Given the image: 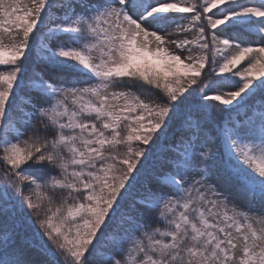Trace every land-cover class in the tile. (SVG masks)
Here are the masks:
<instances>
[{
  "label": "snow or ice",
  "instance_id": "1",
  "mask_svg": "<svg viewBox=\"0 0 264 264\" xmlns=\"http://www.w3.org/2000/svg\"><path fill=\"white\" fill-rule=\"evenodd\" d=\"M0 165V264H264V0H0Z\"/></svg>",
  "mask_w": 264,
  "mask_h": 264
},
{
  "label": "trees",
  "instance_id": "2",
  "mask_svg": "<svg viewBox=\"0 0 264 264\" xmlns=\"http://www.w3.org/2000/svg\"><path fill=\"white\" fill-rule=\"evenodd\" d=\"M231 31L232 30L230 29L228 33H225V35L230 34ZM249 38L250 39H254V37H249ZM207 78H208V74L206 72L205 73V79H207ZM130 86L136 92H138V93H140L142 90L143 91H148V92L152 93L151 99H156V98H158L161 95L158 90H155V89H147L145 87L140 86L139 84H131ZM222 107L223 106H220L218 103L214 104L213 105V113L215 114L216 112L222 111ZM164 143H167V141H164ZM156 158H157V153H156L155 147H154L153 151H150L149 152L148 159L144 161V168L142 169V172L143 173H145V174L151 173V171L153 169V165L156 162ZM2 171H3V166L0 165V172H2ZM135 191H139V188H137ZM135 191H134V194H135ZM25 193L26 194L28 193V186L27 185H25ZM32 219H33V221H35L36 220V217L33 216ZM45 241L47 242V238H45ZM49 247L51 248L52 245L49 244Z\"/></svg>",
  "mask_w": 264,
  "mask_h": 264
},
{
  "label": "rangeland",
  "instance_id": "3",
  "mask_svg": "<svg viewBox=\"0 0 264 264\" xmlns=\"http://www.w3.org/2000/svg\"><path fill=\"white\" fill-rule=\"evenodd\" d=\"M229 90H234V89H229ZM140 94L146 98L151 99L152 93L148 92V91H141Z\"/></svg>",
  "mask_w": 264,
  "mask_h": 264
}]
</instances>
